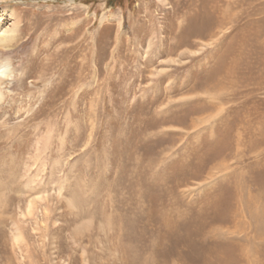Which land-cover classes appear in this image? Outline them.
<instances>
[{"label": "rangeland", "instance_id": "374dc122", "mask_svg": "<svg viewBox=\"0 0 264 264\" xmlns=\"http://www.w3.org/2000/svg\"><path fill=\"white\" fill-rule=\"evenodd\" d=\"M1 6L0 264H264V0Z\"/></svg>", "mask_w": 264, "mask_h": 264}, {"label": "bare ground", "instance_id": "6f19581e", "mask_svg": "<svg viewBox=\"0 0 264 264\" xmlns=\"http://www.w3.org/2000/svg\"><path fill=\"white\" fill-rule=\"evenodd\" d=\"M0 1H4V0H0ZM22 21H23L22 16L20 15V13H18L16 11V9L14 7H12V6H3V7L1 6L0 7V49H1L0 51L8 50L9 48H11L13 46V43L17 41L18 36H19L18 32L20 30H22L21 29ZM10 72H12V70L10 69L9 60L7 58L0 60V85L4 81L6 76H8V74H10ZM1 92L2 91L0 88V98H1ZM9 129H12V128H9ZM1 143L2 142H0V146H1ZM9 148H11V147H9ZM20 148H22V145L19 146V149ZM5 199L6 198L4 197V193L0 192V213H1V211L5 205ZM34 206H35V201L33 199L29 200L26 203L25 212H20L21 213V217H20L21 222L23 221L25 214L28 215L32 212V210L34 209ZM242 212L244 213L243 209H242ZM80 226H82V225H78V227H80ZM22 241H23V235H22L21 230L17 226L15 231L11 234V243H12V245H15L18 247L21 245ZM18 249H20V251H21L22 250L21 246L18 247ZM22 257L23 256H20V260H19L18 264H22V262H23Z\"/></svg>", "mask_w": 264, "mask_h": 264}]
</instances>
